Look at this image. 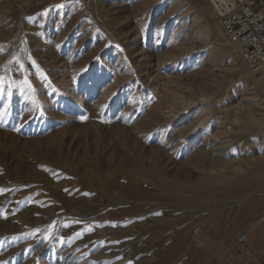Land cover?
Here are the masks:
<instances>
[{
  "label": "rangeland",
  "instance_id": "rangeland-1",
  "mask_svg": "<svg viewBox=\"0 0 264 264\" xmlns=\"http://www.w3.org/2000/svg\"><path fill=\"white\" fill-rule=\"evenodd\" d=\"M263 84L206 0H0V264H264Z\"/></svg>",
  "mask_w": 264,
  "mask_h": 264
},
{
  "label": "built area",
  "instance_id": "built-area-1",
  "mask_svg": "<svg viewBox=\"0 0 264 264\" xmlns=\"http://www.w3.org/2000/svg\"><path fill=\"white\" fill-rule=\"evenodd\" d=\"M206 2L213 11L219 27L236 47L246 68L253 73L263 71L264 0H206Z\"/></svg>",
  "mask_w": 264,
  "mask_h": 264
},
{
  "label": "bare ground",
  "instance_id": "bare-ground-1",
  "mask_svg": "<svg viewBox=\"0 0 264 264\" xmlns=\"http://www.w3.org/2000/svg\"><path fill=\"white\" fill-rule=\"evenodd\" d=\"M260 72H261V73H264V70H263V71H260ZM260 72H259V73H260ZM257 73H258V72H257ZM190 193H191V192H190Z\"/></svg>",
  "mask_w": 264,
  "mask_h": 264
},
{
  "label": "snow or ice",
  "instance_id": "snow-or-ice-1",
  "mask_svg": "<svg viewBox=\"0 0 264 264\" xmlns=\"http://www.w3.org/2000/svg\"><path fill=\"white\" fill-rule=\"evenodd\" d=\"M113 226H115V224H113Z\"/></svg>",
  "mask_w": 264,
  "mask_h": 264
}]
</instances>
